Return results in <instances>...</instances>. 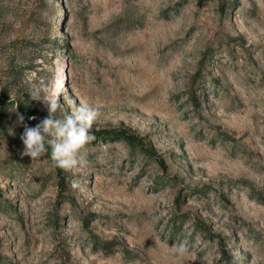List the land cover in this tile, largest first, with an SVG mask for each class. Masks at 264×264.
<instances>
[{"label": "rangeland", "instance_id": "1", "mask_svg": "<svg viewBox=\"0 0 264 264\" xmlns=\"http://www.w3.org/2000/svg\"><path fill=\"white\" fill-rule=\"evenodd\" d=\"M48 94L86 168L23 154ZM0 264H264V0H0Z\"/></svg>", "mask_w": 264, "mask_h": 264}, {"label": "clouds", "instance_id": "2", "mask_svg": "<svg viewBox=\"0 0 264 264\" xmlns=\"http://www.w3.org/2000/svg\"><path fill=\"white\" fill-rule=\"evenodd\" d=\"M48 109V115L35 126H28L24 123L23 114L17 111L18 123L24 126L21 139L24 144L23 154L30 156L32 160L42 157L51 146V159L56 167L64 170L74 168H86L89 160L83 149L95 139L91 129L97 119L98 109L81 104L74 112L67 113L63 118L54 115L60 108L56 94H48L44 97H37ZM35 119V117H31ZM74 181V186H78ZM170 250L177 255L189 254L190 248L187 240L175 242L170 245Z\"/></svg>", "mask_w": 264, "mask_h": 264}, {"label": "trees", "instance_id": "3", "mask_svg": "<svg viewBox=\"0 0 264 264\" xmlns=\"http://www.w3.org/2000/svg\"><path fill=\"white\" fill-rule=\"evenodd\" d=\"M20 108L22 109V112L25 114V118L26 121L29 122V117H31L32 115H34V112L29 111L28 109H26L25 107H23V105L21 104ZM42 119H37L38 122H40ZM104 131H95V136L97 138H104V137H121L123 139H125L129 144L131 145H138L140 147H144L145 145L143 144L142 140L134 133L129 132L128 130L125 129H120L117 131H113V132H104ZM145 148V147H144Z\"/></svg>", "mask_w": 264, "mask_h": 264}, {"label": "bare ground", "instance_id": "4", "mask_svg": "<svg viewBox=\"0 0 264 264\" xmlns=\"http://www.w3.org/2000/svg\"><path fill=\"white\" fill-rule=\"evenodd\" d=\"M64 82H65V79H63V80L61 81V84H64Z\"/></svg>", "mask_w": 264, "mask_h": 264}]
</instances>
